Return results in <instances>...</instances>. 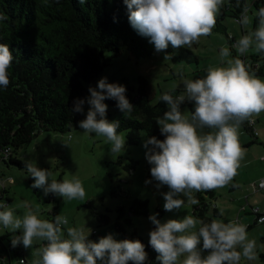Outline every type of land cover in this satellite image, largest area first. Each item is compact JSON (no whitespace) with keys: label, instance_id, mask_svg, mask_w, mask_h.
<instances>
[{"label":"clouds","instance_id":"obj_1","mask_svg":"<svg viewBox=\"0 0 264 264\" xmlns=\"http://www.w3.org/2000/svg\"><path fill=\"white\" fill-rule=\"evenodd\" d=\"M79 3L83 5L87 0ZM123 3L128 8L131 26L148 38L157 52H162L169 44L173 48H191L201 37L211 35L224 0H123ZM253 15L258 21L255 30L232 45L238 54L236 58H230L228 47L221 48L220 57L226 66L209 67L204 78L185 79L184 93L175 98L167 93L161 97L168 111L156 122L165 139L152 136L146 139L144 148L152 165V180L146 184L155 181L157 189L164 186L169 189L161 193L165 211L181 209L185 200L180 196L186 197L190 205L199 204L194 192L223 187L237 174L244 156L238 129L249 117L264 112V80L252 74L239 58L249 50L264 54V7ZM4 19L0 14V21ZM238 23L245 27L250 23L246 4ZM168 58L165 56V60ZM15 59L10 46L0 43V89L9 86V69ZM88 91L90 95L77 98L71 109L83 114L85 104L89 106L79 127L84 134L105 137L111 145V154L121 152L126 141L123 133L118 132L120 122L106 119L108 106L104 101L114 99L121 112L131 113L134 106L126 98V88L109 83L105 77ZM185 101L194 102V113L181 111ZM204 129L213 131L204 132ZM25 164L27 173L35 180L32 188L42 189L45 195L63 197L65 201L85 198L82 181L75 175L71 179L65 175L62 181H57L51 178L52 171L39 168L31 160ZM21 206L27 209L22 217L14 213L13 205L0 203V226L12 233L22 230V235H13V248L21 243L31 248L34 240L46 242L39 249L41 258L35 264H147L148 254L140 240L117 241L109 234L94 242L88 239L84 228L77 227H68L64 238L67 217L60 214L54 222L41 220L27 201ZM157 215L149 217L155 225L149 233V243L158 253L160 264H181V257H184L182 264H241L242 259L258 258L256 241L248 238L244 224L219 219L205 223L192 215L161 223ZM197 224L200 227L190 231Z\"/></svg>","mask_w":264,"mask_h":264},{"label":"trees","instance_id":"obj_2","mask_svg":"<svg viewBox=\"0 0 264 264\" xmlns=\"http://www.w3.org/2000/svg\"><path fill=\"white\" fill-rule=\"evenodd\" d=\"M245 4L255 13L264 7V0H251L250 4L247 0H240L239 7L237 0H224L218 14L212 32L225 34L230 45L236 39L228 33L224 21L228 17L238 19ZM0 14L5 16L0 21V43L9 45L16 57L9 69L10 84L7 89H0L1 181L6 179L5 167L26 169V164L18 159V153L41 133L65 134L78 127L80 113L71 111L73 102L89 96L88 85L110 66L112 59L127 51L137 60L165 54L175 63H198V57L186 47L173 48L169 44L167 50L157 52L149 39L131 26L129 11L123 0H87L83 5L79 0H0ZM257 23L254 16L252 31ZM106 52L110 53V57L106 56ZM234 56L237 57L235 51ZM251 59H246L253 69L250 72L264 77V54H252ZM123 81L126 98L134 108L129 115L117 120L120 122L118 132H126L129 146L139 145L143 132L148 138L155 136L164 140L165 136L161 134L156 120L163 117L168 106L161 98L153 104L155 91L146 76H138L136 86L128 79ZM183 93L176 90L167 94L175 98ZM105 101L119 109L118 101ZM183 108L194 113L195 104L185 101L181 110ZM242 126L252 133L245 121ZM8 192L7 187L0 188V203L10 202ZM194 197L199 204L193 206V214L199 220L209 223L221 217L214 204L217 198L214 190L197 192ZM149 213V201L135 199L128 210L123 207L118 209L115 230L121 240H140L145 245L147 264H160L158 253L149 243L150 239L145 241L133 223V217H150ZM162 214V210H157L158 220ZM54 218L51 222H54ZM99 218L102 220L104 216ZM13 235L20 236L21 232L8 234L5 239ZM2 241L0 239V250L7 251ZM13 253L17 264L20 259H25L29 264L24 257L22 243ZM260 260V264H264V254L260 255ZM5 264L13 263L6 261Z\"/></svg>","mask_w":264,"mask_h":264},{"label":"rangeland","instance_id":"obj_3","mask_svg":"<svg viewBox=\"0 0 264 264\" xmlns=\"http://www.w3.org/2000/svg\"><path fill=\"white\" fill-rule=\"evenodd\" d=\"M248 1L251 2V0ZM254 16L253 13L249 16L250 23L245 28L229 17L224 21V25L227 27L228 33L234 34L238 40L241 36L252 32ZM232 45L229 44L227 36L221 32L215 31L209 36L201 37L198 43L188 48L198 57V63L192 64L175 63L169 58L165 60V54H159L153 59L137 60L126 51L120 57L112 59L110 66L87 88L97 87L99 80L105 77L109 83H118L123 86V80L128 79L132 85L136 86L135 79L142 75L148 78L155 91L153 102L155 104L160 100L162 94L176 90L184 92L183 81L185 79L204 78L209 67L226 66L225 62L221 60L220 50L223 47H228L231 51L230 58H236L232 51ZM105 54L110 57V53L106 52ZM252 54L258 53L249 50L247 55L249 61H252ZM258 78L264 80L263 76ZM104 103L108 106L106 119L110 122L129 115V113L125 114L120 109L111 107L106 101ZM88 108L89 106L86 104L83 114H79L80 121L86 119ZM181 111L189 115L191 113L188 108H183ZM258 119L255 126L259 133L257 141H255V137L246 134L241 125L238 129V138L244 150V156L233 179L227 185L214 189L217 196L214 204L220 208L221 214V217L214 219L222 220L225 223L242 222L246 225L248 223L244 218H247L249 223L254 224L256 215L253 214V207H261V205L256 196L249 192L251 191L249 189H251V182L253 183L264 176V161L262 160L264 157V112ZM203 131L213 130L204 129ZM83 132L84 130L79 125L73 131L65 134L43 132L29 146L21 149L17 157L24 163L31 160L39 168L52 171L51 178L57 181H62L65 175L69 179L75 175L82 181L86 192L85 198L65 201L63 197L54 194L45 195L42 189L32 188L35 180L27 173V169L5 167V183L8 187V199L10 200L6 204L14 206L13 210L17 216L22 217L26 213L27 209L21 205L27 201L39 219L51 222L55 215L62 214L68 219V224L63 228L64 234L68 227L84 228L86 235H89L88 239L94 242H99L101 238L109 234L113 235L117 241H121L115 230L118 209L123 207L128 210L135 199L149 201L150 216L156 215L157 210H162L163 214L159 219L161 223L171 219L182 220L188 215L199 220L193 214L194 205L188 204L186 197H179L185 200L181 209L165 211V200L161 193H167L168 187L157 189L155 181L146 184V181L152 180L150 171L152 165L146 159L148 150L144 148V143L148 136L145 132L142 133L141 142L137 146H129L127 134L122 132L126 141L125 149L116 154H111V145L105 137ZM253 140L254 143H252ZM234 185H237V189L233 188ZM196 193L194 192L193 195ZM234 193L242 195L232 202ZM246 196H249V203L245 200ZM243 208L247 209V214L243 212L241 221L237 220L238 211H243ZM99 216H104V218L101 220ZM133 223L138 234L148 241L149 233L153 230V224L149 217H133ZM199 226L197 224V228L190 231H196ZM18 232H21L22 235V230L12 233L9 229L0 226V234H5V238L8 234H17ZM247 233L249 239L256 241L258 257V254L264 252V224L253 226ZM5 238L6 247L16 264L17 260L13 251L10 250L12 249V236L9 239ZM44 242L34 240L31 248L23 246L24 255L30 264H35L41 258L39 249L43 247ZM183 259L184 257L180 258L181 264ZM244 261L249 264H258L259 262L258 258L255 261Z\"/></svg>","mask_w":264,"mask_h":264},{"label":"crops","instance_id":"obj_4","mask_svg":"<svg viewBox=\"0 0 264 264\" xmlns=\"http://www.w3.org/2000/svg\"><path fill=\"white\" fill-rule=\"evenodd\" d=\"M247 2L250 4V1H248L247 0ZM252 14V12L249 10V16ZM235 20V19H234ZM236 21V20H235ZM242 26V25H241ZM242 28H245V26H242ZM232 35H234V34H232ZM234 37H235V35H234ZM235 39H236V37H235ZM262 114H263V112H261L260 114H258V115H253V116H251V117H249L247 120H245V122L247 123V127H249V129L252 131V133L251 132H247L246 130H245V127L244 126H242V124H241V126H242V129L244 130V132L246 133V134H248L249 136H253V133H254V131H257L258 129H256L255 128V126H256V124H257V122L259 121V117H261L262 116ZM251 121H254L255 122V124L254 125H252V123H251ZM258 132V131H257ZM258 136H259V133H258ZM254 137V136H253ZM258 138V137H257ZM255 139V138H254ZM258 139H255V141H257ZM250 144H251V142H249ZM252 143H254V140H253V142ZM262 160L264 161V157H262ZM262 180H264V176H262L261 178H259V180H256V181H254L253 183L251 182L250 183V185H251V189H249V190H251V191H249L251 194H253L254 196H256V198H257V200H259V202H260V205H261V209H263L264 210V188L263 189H258L257 187H256V185H258ZM5 186H6V183H5ZM7 187V186H6ZM8 188V187H7ZM234 189H237V185L235 186V187H233ZM240 195H242V194H240ZM239 194H237V193H234L233 195H232V202H235V200L240 196ZM245 200H246V202L247 203H249L250 201H249V196H246V198H245ZM249 201V202H248ZM216 207L220 210V208L216 205ZM245 207V206H244ZM220 212V211H219ZM245 213V214H247V209L246 208H243V211L242 210H239L238 211V215H237V220H240V218H241V216H242V213ZM254 214V213H253ZM245 219V222L246 223H248V224H246V226H247V229L248 228H250V227H252L253 228V226H255V225H257L258 223L256 222V219L254 220V224L252 225L251 223H249V219L247 220V218H244ZM241 221V220H240ZM242 223V222H241ZM243 224V223H242ZM262 224H264V223H262ZM258 225H261V224H258ZM6 233H7V231H6ZM65 235V238H67V233L66 234H64ZM4 238H5V234H0V239H3V245L6 247V242L4 241ZM7 248V247H6ZM10 250H14V248L12 247V249H10ZM261 254H264V252L263 253H260V254H258V264H260V262H261V260H260V255ZM11 256V254H10V251L8 250V248H7V251H2V250H0V258H5L6 259V261H11V263H13V264H15L14 262H13V260H12V258H9ZM24 257H25V255H24ZM26 258V257H25ZM27 260V259H26ZM28 262V261H27ZM253 263H255V262H253ZM257 263V262H256ZM17 264V263H16ZM30 264V263H29ZM241 264H249V262H246V261H244V260H241Z\"/></svg>","mask_w":264,"mask_h":264},{"label":"built area","instance_id":"obj_5","mask_svg":"<svg viewBox=\"0 0 264 264\" xmlns=\"http://www.w3.org/2000/svg\"><path fill=\"white\" fill-rule=\"evenodd\" d=\"M239 1H240V0H239ZM240 16H241V15H240ZM239 19H240V17H239L238 19H236V21L238 22ZM231 37H232V36H231ZM233 50L236 52V49H235V48H233ZM236 54H237V52H236ZM237 55H238V54H237ZM247 55H248V53H246V54L243 55V56H240V58L243 59V61L245 62L246 66H248L249 71H251V70H253V69L250 68L249 62L246 61V59H247V57H248ZM251 123H252V125L255 124L254 121H251ZM253 136H254V137H258V132H257V131H254ZM4 187H6V186H5V181H1V180H0V188H4ZM256 187H257L258 189H263V188H264V180H262L258 185H256ZM253 213L256 215V222H257L258 224H262V223H264V210L261 209V207H259V206H257V207H253ZM63 227H64V226H63ZM94 235H96L95 232H94ZM19 248H20V245H18V246L15 247L14 249L16 250V249H19ZM21 261H23V264H26L25 259H20V260L18 261V264H21ZM5 263H6V259H5V258H0V264H5Z\"/></svg>","mask_w":264,"mask_h":264}]
</instances>
